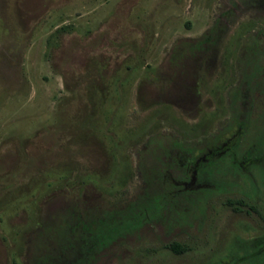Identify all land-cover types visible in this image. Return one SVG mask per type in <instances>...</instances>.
<instances>
[{"label": "rangeland", "instance_id": "374dc122", "mask_svg": "<svg viewBox=\"0 0 264 264\" xmlns=\"http://www.w3.org/2000/svg\"><path fill=\"white\" fill-rule=\"evenodd\" d=\"M261 2L0 0V264H264Z\"/></svg>", "mask_w": 264, "mask_h": 264}, {"label": "trees", "instance_id": "16d2710c", "mask_svg": "<svg viewBox=\"0 0 264 264\" xmlns=\"http://www.w3.org/2000/svg\"><path fill=\"white\" fill-rule=\"evenodd\" d=\"M256 164L252 165L256 166ZM126 227L129 226L125 225L120 230L124 231ZM47 235L49 237L50 233L48 232ZM45 242L47 243V248L36 255L35 264H93L91 262L92 254L86 256L83 252H87L86 249H88L95 253L104 245L105 240L102 241L96 238V241L78 242L74 237H68L58 242L52 239H47ZM170 249L175 253H181L184 251V246L179 243H172Z\"/></svg>", "mask_w": 264, "mask_h": 264}, {"label": "flooded vegetation", "instance_id": "af4514ba", "mask_svg": "<svg viewBox=\"0 0 264 264\" xmlns=\"http://www.w3.org/2000/svg\"><path fill=\"white\" fill-rule=\"evenodd\" d=\"M258 2H261V5H263L264 7V0H257ZM255 63H258V60L254 59ZM264 74V73H263ZM263 74L259 77L261 78L263 76ZM247 75H251V71H249L247 73ZM242 117V116H241ZM240 124V123H239ZM241 127L239 125L237 132L233 133L230 137L225 138L226 141H223L218 147H212V148H207V151L204 152L203 155H201L200 157H197L193 162L191 161V159H186L185 157H178V160L180 161L181 165L184 166V169L186 172H184V174H187L188 172V177L186 179H171L169 181V184L171 187L176 189V192H183L186 191L188 189H191L193 187L198 186L196 183V172H197V167L200 164V162H202L203 160H206L207 157L209 156H219L223 153H226L227 150L230 149V140L231 139H238V137H236L239 132H241ZM255 153L253 150H251V155L248 154L247 155V160L246 158H243V160L241 161L242 168H244L246 166V164H250L251 161L254 160ZM246 168V167H245ZM184 178V177H183Z\"/></svg>", "mask_w": 264, "mask_h": 264}]
</instances>
